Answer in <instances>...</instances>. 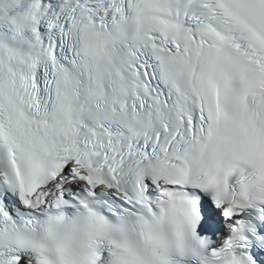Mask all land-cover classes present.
Masks as SVG:
<instances>
[{"label":"snow or ice","instance_id":"snow-or-ice-1","mask_svg":"<svg viewBox=\"0 0 264 264\" xmlns=\"http://www.w3.org/2000/svg\"><path fill=\"white\" fill-rule=\"evenodd\" d=\"M0 264H264V0H0Z\"/></svg>","mask_w":264,"mask_h":264}]
</instances>
